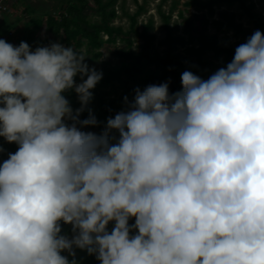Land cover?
I'll return each instance as SVG.
<instances>
[{"label": "clouds", "instance_id": "obj_1", "mask_svg": "<svg viewBox=\"0 0 264 264\" xmlns=\"http://www.w3.org/2000/svg\"><path fill=\"white\" fill-rule=\"evenodd\" d=\"M86 58L0 39V137L18 145L0 164V264H76V248L100 264H264V33L207 80L184 71L182 91L137 88L101 134L79 118L102 79Z\"/></svg>", "mask_w": 264, "mask_h": 264}, {"label": "rangeland", "instance_id": "obj_2", "mask_svg": "<svg viewBox=\"0 0 264 264\" xmlns=\"http://www.w3.org/2000/svg\"><path fill=\"white\" fill-rule=\"evenodd\" d=\"M1 14L5 17L0 23V39L14 46L28 37L35 21H44L49 16L59 20L63 15L72 22V26L77 25L86 31L103 25L104 17L109 16L108 27L120 28L130 34L129 42L118 37L110 40L101 32L102 45L95 50L100 53L97 60L87 55L86 47L79 49L88 57L85 62L89 67L102 73V79L91 90L93 98L86 110L99 112V103L103 99L106 103L112 101L113 116L125 110L120 102L125 88L122 81L111 76L112 70L128 66L134 68L132 83L141 86L150 83L147 81L149 73H162L155 64L139 59L144 40L142 36L131 34L135 29L138 35L146 33L151 38L150 55L174 57L181 73L191 71L204 80L231 62L221 52L223 46L235 51L255 31L264 33V0H12ZM52 43L66 46L62 34L48 37L46 29L42 28L34 36L30 49L34 51ZM122 78L126 79V76L122 75ZM75 81L81 82L79 75ZM64 95L74 110L80 108L74 90ZM82 130L96 134L103 132L92 127ZM11 145L0 137V147L3 148L0 164L8 159L9 153L17 151H5ZM113 227L114 222L109 224V232ZM62 234L69 238L73 236L68 227H62ZM74 251L76 262L89 255L86 249L76 248ZM62 254L68 256L67 252Z\"/></svg>", "mask_w": 264, "mask_h": 264}, {"label": "trees", "instance_id": "obj_3", "mask_svg": "<svg viewBox=\"0 0 264 264\" xmlns=\"http://www.w3.org/2000/svg\"><path fill=\"white\" fill-rule=\"evenodd\" d=\"M110 17H104V24L98 25L92 28L91 31H86L80 29L77 25L72 26V22L68 20V18L64 17L63 15L60 17L59 20L49 16L44 21H35L33 24V28L30 30L28 37L23 40L26 42L30 47L34 36L36 33L41 30L42 28L46 29L47 36H59L62 34L64 36V43L66 46L72 47L77 52H80L79 49L81 47H86L87 55L90 56L91 59L97 60L100 57V53L95 51L96 49L100 48L102 45V40L100 37V33L104 32L108 39L114 40L112 38H120L129 41L131 38L130 34L125 33L120 28H110L108 27L107 20ZM134 30V29H133ZM135 37H143L144 43L143 47L139 56V59H145L148 63L155 64L157 67L161 69V75H157L155 73H149L147 76V81L150 82L146 86H141L138 84H133L132 80H134L135 69L132 67H126L121 70H112L111 76L117 80L122 81V85L125 88V94H123L120 102L124 106L126 110V103L125 97H127L128 101H132L135 96V90L139 88L141 91L144 90L149 85H159L162 83H168L169 85V92L176 93L182 91V83H181V75L179 69V63L175 60L174 57L166 55L164 57H159L156 54L150 55L148 49L150 47L151 38L147 37L146 33L143 35H138L137 30L133 31ZM86 39V42L83 41ZM130 42V41H129ZM19 46V45H18ZM221 52L224 53L226 60L232 61L235 51L230 49L229 47L223 46ZM214 73H211V75ZM122 75L126 76V79L122 78ZM112 101L106 103L103 99L100 100L99 103V112L91 110L92 114L96 117L98 124L97 126H88L92 128H98L101 131H104L106 127V120L113 116V106ZM89 116V111L85 110L81 115L80 119L84 120L87 119ZM118 136V133H116ZM10 149L16 150L18 149V145L12 143L11 147L6 148L5 151H9ZM134 218L129 221V224H134ZM61 227H68L72 230V226L70 224H63L61 222ZM70 260L74 259L73 257H68ZM76 264H100V261L96 258L95 255H88L83 261L76 262Z\"/></svg>", "mask_w": 264, "mask_h": 264}, {"label": "built area", "instance_id": "obj_4", "mask_svg": "<svg viewBox=\"0 0 264 264\" xmlns=\"http://www.w3.org/2000/svg\"><path fill=\"white\" fill-rule=\"evenodd\" d=\"M10 1L12 0H0V12L6 9Z\"/></svg>", "mask_w": 264, "mask_h": 264}, {"label": "crops", "instance_id": "obj_5", "mask_svg": "<svg viewBox=\"0 0 264 264\" xmlns=\"http://www.w3.org/2000/svg\"><path fill=\"white\" fill-rule=\"evenodd\" d=\"M4 17H5V14L2 15L1 12H0V23H3L2 19H3ZM6 17H7V15H6Z\"/></svg>", "mask_w": 264, "mask_h": 264}]
</instances>
